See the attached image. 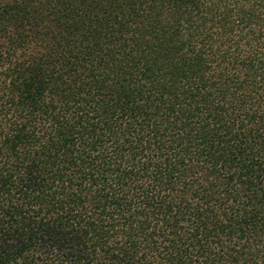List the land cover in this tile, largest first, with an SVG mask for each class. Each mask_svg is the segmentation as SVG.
I'll return each mask as SVG.
<instances>
[{
  "label": "trees",
  "instance_id": "16d2710c",
  "mask_svg": "<svg viewBox=\"0 0 264 264\" xmlns=\"http://www.w3.org/2000/svg\"><path fill=\"white\" fill-rule=\"evenodd\" d=\"M0 264H264V0H0Z\"/></svg>",
  "mask_w": 264,
  "mask_h": 264
}]
</instances>
